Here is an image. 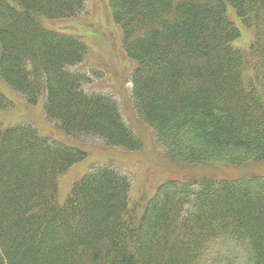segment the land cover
Returning <instances> with one entry per match:
<instances>
[{
    "label": "trees",
    "instance_id": "obj_1",
    "mask_svg": "<svg viewBox=\"0 0 264 264\" xmlns=\"http://www.w3.org/2000/svg\"><path fill=\"white\" fill-rule=\"evenodd\" d=\"M86 0H0V79L73 139L28 123L0 125V264H202L216 242L236 264H264V176L162 182L133 203L128 174L104 164L61 198L60 179L96 142H142L112 96L88 92L73 67L79 37L43 26L75 17ZM135 64L136 118L172 165L264 163V0H109ZM230 10L254 31L248 49ZM13 106L0 91V111ZM215 264H221L216 261ZM235 264V262L231 263Z\"/></svg>",
    "mask_w": 264,
    "mask_h": 264
},
{
    "label": "rangeland",
    "instance_id": "obj_2",
    "mask_svg": "<svg viewBox=\"0 0 264 264\" xmlns=\"http://www.w3.org/2000/svg\"><path fill=\"white\" fill-rule=\"evenodd\" d=\"M230 15L241 30V38L236 45L248 49L253 42L254 31L247 29L230 10ZM47 29L72 34L83 40L88 48L85 60L73 67L86 73L89 82L84 85L88 92L103 93L114 97L122 106L123 116L132 128L135 136L141 140L142 148L138 151H125L120 148H108L102 142H96L88 150V158L73 166L60 179L61 198L64 200L75 182L94 168L109 164L124 171L132 181L133 203L143 201L155 192L162 182L170 179H195L202 177L245 178L264 176V163L250 162L242 166L223 164L200 165L185 169L172 165L171 159H165L163 148L156 144L151 129L141 124L133 109L130 82L135 64L122 49V33L114 23L109 0H86L85 9L75 17L66 19H43ZM0 91L13 106L0 111V125L3 127L17 123H28L38 128L41 135L52 140L72 145L73 139L63 134L54 123L48 121L40 101L37 106L28 105L0 79ZM240 249L228 241L216 242L210 248L202 264H231L238 262Z\"/></svg>",
    "mask_w": 264,
    "mask_h": 264
}]
</instances>
